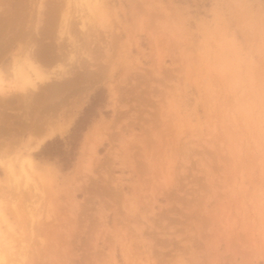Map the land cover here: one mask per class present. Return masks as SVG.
Segmentation results:
<instances>
[{
  "label": "rangeland",
  "instance_id": "obj_1",
  "mask_svg": "<svg viewBox=\"0 0 264 264\" xmlns=\"http://www.w3.org/2000/svg\"><path fill=\"white\" fill-rule=\"evenodd\" d=\"M77 2L0 0L6 78L29 51L68 71L0 95L6 261L24 246L18 264H264V0H102L94 17ZM69 115L27 150L25 117Z\"/></svg>",
  "mask_w": 264,
  "mask_h": 264
},
{
  "label": "bare ground",
  "instance_id": "obj_2",
  "mask_svg": "<svg viewBox=\"0 0 264 264\" xmlns=\"http://www.w3.org/2000/svg\"><path fill=\"white\" fill-rule=\"evenodd\" d=\"M77 4L80 6L82 11H85L86 14L88 16H91V17H94V15H97V14H101V12L103 10L102 9L103 8L102 7V0H79V2H77ZM61 24L63 25L62 33L68 34L69 33L68 31H70V26H71L70 25V16H68L67 14H63V16L61 18ZM20 52L23 53L21 50H20ZM228 52H230V51H228ZM26 53L27 52H25L23 54V56L19 55V57L14 56L12 58V62H11L12 66L10 68L11 78H9V77L6 78V75L0 69V95L4 98V100H7V99L11 98V96H13V95H15V96L18 95V96H21L22 98L26 99L28 94H32V93L33 94H37V93H39L40 90H41V87L44 84L49 86L48 82L51 80L52 77H55V79L56 78H60L61 79V77L63 78V76L68 73L67 69H62L60 71L61 73H56L55 72L53 75H47V74H45L43 72L42 69H40L39 67L35 66V64H34L35 62H33V60H32L33 56L30 55L31 52L30 51L28 52L30 54H26ZM83 53H85V52L83 51ZM32 54H33V52H32ZM16 55H17V53H16ZM69 56H70L69 59L71 61L77 60V56L76 55L70 54ZM223 56H225V55L223 54ZM232 58H234V57H232ZM35 59H37V58H35ZM35 59H34V61H36ZM229 60L230 59L228 58V61ZM223 61H225V58H224ZM48 88L49 89H56L55 86L52 87V88L51 87H48ZM29 91H32V93H29ZM53 91H55V90H53ZM54 94H56V92ZM49 95H50V91H47L46 97H48ZM51 95L53 96V93H51ZM25 106H27V105H25ZM239 111H240V109H239ZM13 113H15V112H13ZM23 120L26 121V122L23 121V123L25 125L29 124L30 126L29 125L28 126L32 127L33 130L35 129V130H38V132H40V134L37 137L32 138V136H31L28 139V141H27L26 148H27L28 151H32V150H38L39 148H41L42 145L47 140L52 139L55 135L63 134L69 128V126L71 125L72 116L69 115V117H67L65 119V121L63 123H61V124H58V125H55V124L54 125H51V124L49 125L48 124L46 126L45 130H43V128H45V127H42V125H40V124L36 125L37 120L36 121H34V120L33 121H30V120L27 121V117H25ZM41 124H42V122H41ZM40 126L42 127V130H41ZM44 126H45V124H44ZM0 162L1 163L3 162L2 159L0 160ZM7 170L9 171V173L12 176H14L15 181H17V175L16 176L14 175L15 171L13 170V166H12L11 163H8ZM20 171L22 173H24L25 175L28 174V173H35V174H37L39 176V178L44 179L43 178L44 174L42 173L43 171L40 172V171H37L34 168V160H33V158L31 156H27V157H25L23 159V161L21 162V170ZM0 232H1V230H0ZM7 243H8L7 245L9 246L13 242L10 243L8 241ZM22 248L24 249L25 247L22 246ZM4 249L7 250V248H4ZM13 249L14 248L11 247V249H10L11 252H12ZM23 249L19 250L17 256H15V257L12 256L13 258L10 257V259L8 258V261H6V256H5L4 252L2 251L3 252L2 253L0 251V264H18L19 262H23L27 258V251L25 249L24 250ZM8 251H9V249H8ZM8 251H7V253H8Z\"/></svg>",
  "mask_w": 264,
  "mask_h": 264
}]
</instances>
